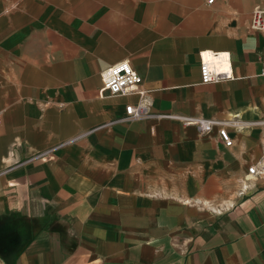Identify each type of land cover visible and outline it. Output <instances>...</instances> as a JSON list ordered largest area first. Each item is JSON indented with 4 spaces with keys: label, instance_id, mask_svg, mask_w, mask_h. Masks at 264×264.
<instances>
[{
    "label": "crops",
    "instance_id": "obj_1",
    "mask_svg": "<svg viewBox=\"0 0 264 264\" xmlns=\"http://www.w3.org/2000/svg\"><path fill=\"white\" fill-rule=\"evenodd\" d=\"M257 5L0 0V236H17L0 237V264H264V172H248L264 137ZM206 51L234 78L203 84ZM123 60L138 91L100 95ZM129 104L246 126L227 146L218 127L122 120Z\"/></svg>",
    "mask_w": 264,
    "mask_h": 264
},
{
    "label": "built area",
    "instance_id": "obj_2",
    "mask_svg": "<svg viewBox=\"0 0 264 264\" xmlns=\"http://www.w3.org/2000/svg\"><path fill=\"white\" fill-rule=\"evenodd\" d=\"M214 0H208L212 3ZM251 28L256 31H264V8L260 5L254 7L251 17ZM224 53H217L206 51L201 53L200 73L201 82L203 84L226 81L234 78L233 72L222 64L226 62L223 57ZM219 56L222 59L219 60ZM218 59V60H217ZM102 87L100 88V95H126L138 91V85L142 82V76L133 67L130 61H119L101 73ZM151 117H170L182 120L186 124H195L203 134H208L218 127L220 138L225 145L231 146L233 138L228 130V126H234L238 129L245 127V123L239 117H232L226 120L205 117L180 116L175 114H155L152 113L143 104H129L126 107V115L122 120H138ZM262 158L258 163H255L248 168L249 174H255L258 171L264 172V137L262 139ZM51 150L43 151L36 155L37 158H44Z\"/></svg>",
    "mask_w": 264,
    "mask_h": 264
},
{
    "label": "trees",
    "instance_id": "obj_3",
    "mask_svg": "<svg viewBox=\"0 0 264 264\" xmlns=\"http://www.w3.org/2000/svg\"><path fill=\"white\" fill-rule=\"evenodd\" d=\"M1 234L2 236L1 237V240H7V241H12L14 243H16L17 241V236L15 234L14 231L10 230V229H7V230H2L1 231ZM1 255H4V257H9L10 255H12V253H1Z\"/></svg>",
    "mask_w": 264,
    "mask_h": 264
}]
</instances>
